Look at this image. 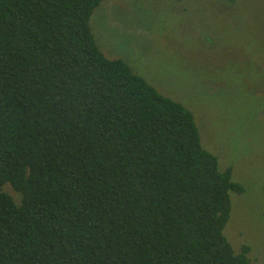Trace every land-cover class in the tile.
<instances>
[{
    "label": "trees",
    "instance_id": "16d2710c",
    "mask_svg": "<svg viewBox=\"0 0 264 264\" xmlns=\"http://www.w3.org/2000/svg\"><path fill=\"white\" fill-rule=\"evenodd\" d=\"M103 1L0 0V264H255L223 235L244 188L100 51Z\"/></svg>",
    "mask_w": 264,
    "mask_h": 264
},
{
    "label": "rangeland",
    "instance_id": "374dc122",
    "mask_svg": "<svg viewBox=\"0 0 264 264\" xmlns=\"http://www.w3.org/2000/svg\"><path fill=\"white\" fill-rule=\"evenodd\" d=\"M89 28L106 58L192 112L203 148L244 188L223 235L264 264V0H106Z\"/></svg>",
    "mask_w": 264,
    "mask_h": 264
}]
</instances>
